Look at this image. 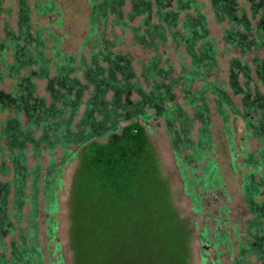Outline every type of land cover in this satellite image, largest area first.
<instances>
[{"label":"trees","instance_id":"trees-1","mask_svg":"<svg viewBox=\"0 0 264 264\" xmlns=\"http://www.w3.org/2000/svg\"><path fill=\"white\" fill-rule=\"evenodd\" d=\"M208 1L217 21L226 16L233 24L226 32L232 48L264 50V13L254 28L245 13L238 14L236 0ZM263 1L252 5L253 17ZM16 3L17 30L6 24L0 37V85L6 78L14 81L9 92L0 90V111L11 114L0 122V140L11 162V167H0V177L11 175L9 181L0 180V264H45L37 238L39 212L42 207L46 236L55 240L61 168L75 157L73 264H189L191 229L173 206L146 124L163 121L183 191L199 214L210 196L216 201L227 195L213 158L211 105L231 150V115L260 146L242 159L247 169L241 175L242 201L250 219L243 232L234 229L235 247L228 233L211 238L204 232L201 240L234 253L230 264H264V94L249 88L253 75L264 84V57L254 58L252 69L238 59L229 62V94L218 80L208 79L216 71L218 52L196 0H130L126 18L125 0H88L87 38L83 51L74 55L64 53L50 31L33 28L29 0ZM35 9L39 16L59 13L54 0H37ZM1 13L8 10L0 7ZM137 16L141 22L130 27ZM108 25L113 31L130 30L137 44L155 53L141 65L143 84L129 56L116 52V43L107 38ZM169 39L175 50L184 48L183 60L188 57L181 75L173 78V68L164 67L158 54V41ZM35 81L45 82L48 102L37 96ZM197 82L201 86L193 90ZM233 96L241 98V109ZM27 146L35 158L43 150L62 149L60 163L51 157L42 178L40 162L27 172Z\"/></svg>","mask_w":264,"mask_h":264},{"label":"rangeland","instance_id":"rangeland-1","mask_svg":"<svg viewBox=\"0 0 264 264\" xmlns=\"http://www.w3.org/2000/svg\"><path fill=\"white\" fill-rule=\"evenodd\" d=\"M37 0H29V5L32 10L31 24L34 29L42 28L45 31H50L53 35L59 38L62 42L61 49L68 55L79 54L83 51L84 40L87 38V22L89 16L88 0H54L55 7L59 9L58 14L39 16L35 9V2ZM40 1V0H38ZM260 0H236L238 6V14L245 13L248 21H251L252 26L255 28L256 23L259 20V16L264 13V1L263 7L260 8L253 17L250 10L252 5L259 3ZM200 5H203L202 12L207 18L208 35L215 42L217 49V68L213 76L208 77L211 81L218 80L224 85L226 92L231 94V88L228 84L229 81V62L233 59H238L241 63H247L248 67L252 69V60L256 57H264V50L258 52L242 53L238 48H232L226 41V32L233 27V24L225 16V19L217 21L215 14L212 11L210 2L208 0H196ZM3 10H8L7 13L0 14V37H4L5 25L7 28L17 30L18 18L16 15L17 3L16 0H5L0 6ZM173 7V4H172ZM174 8V7H173ZM123 16L126 18L131 12L130 0H125V6L122 9ZM141 16L133 18L132 22H129L130 27H137L141 22ZM182 17H180L181 21ZM61 22L60 27L56 24ZM153 22L155 20L153 19ZM238 29V27H235ZM180 28L178 27L177 30ZM106 36L109 40L116 43V52L122 55L127 54L129 56L130 63L132 64L133 71L136 79L143 84V79L140 76L141 65L145 64L148 59L152 58L155 54L149 48L137 44L132 37L130 30L121 32L118 29L111 28L108 25L106 30ZM47 40V38H46ZM49 43V40H47ZM158 54L163 57L162 65L164 67L170 66L173 68L170 78L181 75V72L185 65L183 62H187L188 57L183 60L184 48L178 50L174 49L172 41L169 39L166 42L160 43ZM240 76L238 78L239 83H243V79ZM253 82L250 83L249 88L253 92L254 89H258L260 93L264 94V84H260L255 76H252ZM13 80L6 78L0 85V90L7 93L10 91ZM37 87V96L44 98L47 102L49 99V93L46 91L44 81H35ZM182 86V85H181ZM201 86L200 82H197L193 86V90ZM246 90V87H243ZM176 92V91H175ZM180 98V94H178ZM234 102L241 109V98L233 96ZM180 102V100H179ZM11 116L10 113L0 111V122H4ZM232 128L234 129V148L231 150L224 137L222 123L218 115L216 114L214 107L211 105V132L214 142L213 158L218 163L222 180L227 192V195H220L214 201V197H209L205 203V207L196 214L190 201L185 195L179 175L177 173L174 159L171 153L169 140L167 138L164 123L162 120H152L146 124V128L150 137V141L157 153L158 163L161 173L167 180L171 198L174 208L177 210L179 216L184 219L191 229L190 240V259L189 264H202V260H206V264H230L231 258L235 257L234 253H230L229 250L223 249L221 246L216 250L221 252V255L217 256V251L212 247V242L201 240V234L207 232V234L213 238L216 233H228L232 239V243L235 247L236 241L234 238V229H238L243 232V228L247 220L250 219L249 214L246 213V208L242 201L241 193V175L247 172V169L242 165V159L247 152L255 153L258 146L257 141L248 138L244 132L243 125L240 119L231 115ZM36 137L38 133L36 132ZM4 140H0V167L4 164L7 167H11V162L8 161L9 151ZM73 152L78 153V148H71ZM233 151V155L231 154ZM63 154V150L58 148L52 152L43 150L41 157L35 158L32 154L31 146H27V163L26 170L30 172L32 168L40 162L42 171L41 178L45 173V169L49 165L51 157H56V162L60 163V158ZM79 160L76 157L71 160L67 165H63L61 174V186L57 191L58 197V212L55 215L57 224L55 232V240H51L45 233V220L42 211V204H40V215L37 221L38 227V246L41 248L44 255L45 264H73V254L70 246V225H71V192L75 173L78 169ZM1 181L11 180V175L8 177H0ZM30 177L27 179L29 182ZM42 179L40 180V187ZM28 206L26 205L23 210L24 216L27 215ZM23 228H26V224H23ZM18 240V238H16ZM9 238L7 239L8 242ZM59 245V252L55 250V243ZM208 246V247H207ZM59 255V257H58ZM218 261V263H217Z\"/></svg>","mask_w":264,"mask_h":264}]
</instances>
